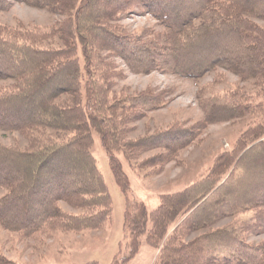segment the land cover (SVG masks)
Masks as SVG:
<instances>
[{
	"label": "trees",
	"instance_id": "1",
	"mask_svg": "<svg viewBox=\"0 0 264 264\" xmlns=\"http://www.w3.org/2000/svg\"><path fill=\"white\" fill-rule=\"evenodd\" d=\"M13 3L63 19L34 31L0 24V81L14 82L0 90V130L19 132L29 142L26 149L0 144V189H6L0 226L27 238L98 230L111 222V197L90 152L95 132L124 197L127 253L121 250L113 264L131 260L143 236L157 250L152 264H264V241L254 244L248 238L264 233V121L246 129L231 151L220 153L205 177L160 195L151 212L130 197L115 156L121 151L130 160L132 154L158 150L145 163L161 167L209 124L252 115L255 108L264 120V27L256 22L264 21V0H0V12ZM134 10L153 17L162 30L128 33L117 21ZM54 38L59 47L40 46ZM104 51L135 74L156 71L197 80L222 69L241 81L254 80L260 101L251 106L249 95L238 88L209 98L198 91L200 121L124 141L128 125L165 104L163 93L146 88L110 96L109 73L116 77L115 67L109 63L113 69L99 77L93 70L103 66L99 54ZM46 130L70 138L35 136ZM60 202L84 213H67ZM246 211H252L251 218L212 228ZM0 264L18 263L0 256Z\"/></svg>",
	"mask_w": 264,
	"mask_h": 264
},
{
	"label": "rangeland",
	"instance_id": "2",
	"mask_svg": "<svg viewBox=\"0 0 264 264\" xmlns=\"http://www.w3.org/2000/svg\"><path fill=\"white\" fill-rule=\"evenodd\" d=\"M62 19L63 16L59 14L21 3H13L9 10L0 12V24L33 31L47 29ZM117 22L132 35H142L147 29L162 30V26L153 17L142 15L137 10L120 15ZM256 22L264 27V21L257 20ZM40 46L43 48L59 47L60 42L54 38ZM77 54L83 78H86L83 57L78 46ZM99 57L104 64L93 67L97 77L102 71L105 75L106 71L113 69L109 63L115 67L116 77L113 76V71L109 73L111 76L110 80L108 79L111 89L110 96L133 95L146 88L155 91L162 90L163 93L165 104L159 109L147 112L144 117L128 125L131 130L124 136V141H133L148 134L165 130L175 124L188 127L200 121L202 110L199 107L198 91L202 92V98H209L214 94L223 95L238 88L249 95L251 106L260 101L256 95L259 88L254 80L241 81L233 73L222 69L192 80L156 71L149 74H135L130 72L119 58L110 56L108 52H101ZM13 83V80L10 79L0 81V90ZM263 121V115L255 108L252 115L209 124L192 144L181 150L173 161L161 167L149 166L145 163L146 158L158 153V150L132 154L130 160H127L121 151L115 153L127 176L130 197L135 201H142L147 211L151 212L159 203L160 195L180 191L205 177L220 153L231 151L239 136L246 129L263 123ZM44 133V136L37 134L35 136L43 141L51 139L58 142L70 138V135L62 132L46 130ZM92 138L90 152L112 201L111 222L109 220L98 230L50 231L27 238L0 226V256L18 264H83L88 261H95L97 264H113L114 256L117 255L118 258L120 255L118 253L121 250L124 251L121 253H127L124 248L126 240L123 233L124 197L109 169L108 155L100 144L99 136L92 132ZM0 144L20 149L29 147L27 138L19 132L2 130H0ZM5 193L6 189L1 188L0 197ZM59 206L67 213L75 215L84 213L80 209L71 208L64 202H60ZM251 216L252 211L242 212L220 220L212 228L232 226L236 222L251 218ZM248 238L251 243L257 244L264 241V233L250 235ZM156 254L157 250L148 245L145 236H143L138 253L126 264H152Z\"/></svg>",
	"mask_w": 264,
	"mask_h": 264
}]
</instances>
